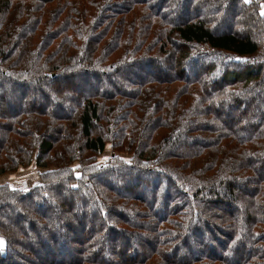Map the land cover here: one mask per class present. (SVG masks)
Masks as SVG:
<instances>
[{
	"label": "trees",
	"instance_id": "obj_1",
	"mask_svg": "<svg viewBox=\"0 0 264 264\" xmlns=\"http://www.w3.org/2000/svg\"><path fill=\"white\" fill-rule=\"evenodd\" d=\"M178 1L0 0V103L7 82L21 104L0 105V174L40 172L0 184V264H264V0Z\"/></svg>",
	"mask_w": 264,
	"mask_h": 264
},
{
	"label": "rangeland",
	"instance_id": "obj_2",
	"mask_svg": "<svg viewBox=\"0 0 264 264\" xmlns=\"http://www.w3.org/2000/svg\"><path fill=\"white\" fill-rule=\"evenodd\" d=\"M190 3H192L191 0H179L177 2V6L179 7L180 10V15L179 17H184L185 15H188V11H189V7H190ZM263 13H264V8L262 9ZM232 15H229L226 20L220 25L219 29H227L232 22ZM149 65L143 67L142 69H136L132 70L133 72H131L130 76L131 78L134 79H138L139 76H151L154 75L155 73H159L161 72L162 74H168L169 72V65L163 66L160 64H158V66L153 67H148ZM166 68V70H165ZM193 68H196L195 65H193ZM168 69V71H167ZM87 81V80H86ZM86 81L83 80H74V79H67L62 81V85H64V88H68L67 90H65L64 94L67 96H70L72 94L77 95L78 93L84 92V87H85V83ZM121 84V83H120ZM11 84H8L7 82H2L1 83V90L3 92H7V99L4 100V103L0 105H2L5 108H11L14 109L16 107H19L21 104L20 103V90L16 89V90H12V88H10ZM110 85V84H109ZM114 85H119L118 82L114 81L112 83V86ZM111 86V85H110ZM25 89L27 90L26 92L31 95L32 98H35L37 103L40 102H45L48 101V99L52 100L50 97H46L44 95H41V92L37 89V87L35 86H27L25 87ZM16 95H15V94ZM43 97V98H42ZM49 100V101H50ZM260 100H258V104L260 106V108L262 109V113L264 114V108L262 107L261 103L259 102ZM64 109H57V111L62 112ZM185 143H181L179 144V146L176 147V149L184 151L187 150L186 148H191V140L189 139H184L183 140ZM181 145V146H180ZM113 154L112 151V146L110 143L107 144V148L104 150V152L99 156L98 161L99 163H102L104 161H106L107 159H109ZM122 158L124 159H129L131 156L127 153H121L120 154ZM40 173L39 170L37 169V167H35L34 164H31L29 166L26 167H20L18 170L16 171H10V172H6L3 174H0V184H4L8 183L9 185L13 186V187H20V188H28L31 185H34V183H38L40 181V175L38 174ZM106 179V178H105ZM109 183L111 184H115L118 185L117 183L119 181L116 180V178H107L106 179ZM137 181H143V177L141 178H137V176L135 174H133L132 176H129V174H125L123 181L121 182V184L123 183L126 187H127V192L135 190L138 191H142L143 195H146V197L152 192V187H141L139 184H135ZM249 189V187L247 185H241V191H247ZM238 193H241L240 191ZM239 207L238 206V202L233 201V204L231 206V208L236 209L235 207ZM15 215H13L12 218L15 219ZM13 219V220H14ZM34 235V234H33ZM78 236V235H76ZM34 237V236H33ZM114 237H110L109 242L107 243V245L109 246L110 244H113L114 242ZM137 240H139L140 242V248L138 246V244L135 243L136 240H133V238H125L123 239V241L129 243L131 245L132 248H135L138 253H143L145 252L148 248H149V243H145L144 240H141L137 238ZM40 241L41 239L34 237L33 239H29L28 240V244H30L32 247H35V258L34 261L39 262L41 260H47V255L44 256L43 253V249H41L40 246ZM190 247H187L186 250H188V252H190V254H195L197 249L194 247L193 244H190ZM66 246V245H65ZM68 247V246H67ZM67 251V250H66ZM247 251V245L244 244L239 248V252L237 253L238 255H234L236 257H240L242 256L245 252Z\"/></svg>",
	"mask_w": 264,
	"mask_h": 264
}]
</instances>
